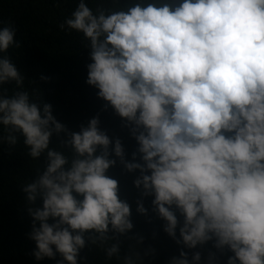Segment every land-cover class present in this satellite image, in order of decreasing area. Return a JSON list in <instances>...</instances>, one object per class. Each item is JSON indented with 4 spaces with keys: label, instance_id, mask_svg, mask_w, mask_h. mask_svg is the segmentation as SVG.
I'll return each mask as SVG.
<instances>
[{
    "label": "clouds",
    "instance_id": "clouds-1",
    "mask_svg": "<svg viewBox=\"0 0 264 264\" xmlns=\"http://www.w3.org/2000/svg\"><path fill=\"white\" fill-rule=\"evenodd\" d=\"M65 27L88 40L86 83L126 122L138 148L126 160L99 117L70 132L50 104L30 99L25 77L0 56V86L16 88L11 96L0 90V143L15 146L22 137L28 155L44 161L23 187L28 204L42 201L27 209L35 258L59 254L58 264H78L87 236L120 259L119 243L109 242L133 223L107 174L118 159L127 172L139 171L135 187L153 197V212L178 245L211 241L232 253L227 264H264V0H173L95 13L80 0ZM15 35L11 22L0 27V53L20 47ZM62 133V146L50 147ZM215 259L210 253V264ZM200 261L195 252L191 264ZM124 264L135 262L124 257ZM171 264H190L188 254Z\"/></svg>",
    "mask_w": 264,
    "mask_h": 264
},
{
    "label": "trees",
    "instance_id": "trees-1",
    "mask_svg": "<svg viewBox=\"0 0 264 264\" xmlns=\"http://www.w3.org/2000/svg\"><path fill=\"white\" fill-rule=\"evenodd\" d=\"M80 0H0V27L11 22L15 28V41L20 47L12 46L0 56H8L18 71L25 77L24 89L30 93V99L52 106L55 119L65 125L70 132H79L81 126L99 117V127L112 139H120L125 151V158L132 160L138 144L130 129L106 102L98 97V89L86 83L87 66L92 62L88 40L83 33L61 29L60 25L70 18ZM173 2V0H85L95 13L96 9L119 10L136 3L146 6L148 3ZM176 3L181 0H175ZM47 77V80H41ZM11 96L16 90L14 82L0 86ZM5 135L0 125V136ZM67 139L53 135L50 147L60 148L61 141ZM29 149L20 137L15 146L7 142L0 143V264H58L62 257H45L37 260L33 255L36 244L30 238L32 217L29 207H42V201L28 204L23 187L37 178L38 171L43 172V157L33 159ZM117 159L114 156L111 157ZM137 161L139 154L137 153ZM39 169V170H38ZM109 176L119 183L120 198L126 200L131 208L133 229L125 235L116 236L110 243H119V257L109 259L100 244L93 245L86 239V246L78 256V264H124V257H132L135 264H171L173 257H179L180 251L188 254L191 264L195 252H200L199 264H210L209 255L216 256L212 264H227L232 255L213 248L214 242H208L195 249H188L177 244L164 231V221L152 210L153 197H142L141 190L134 185L139 171L127 172L117 163L110 168ZM137 201H142L147 215L137 212ZM178 219L182 223V217ZM53 221L50 219L49 223ZM39 224L37 223V227ZM110 235H115L111 234ZM142 238L143 242L139 240ZM179 239V227L177 228ZM109 244L103 245L108 247Z\"/></svg>",
    "mask_w": 264,
    "mask_h": 264
}]
</instances>
